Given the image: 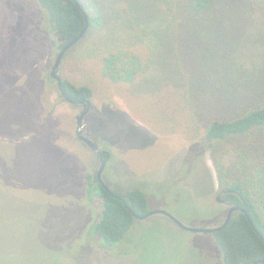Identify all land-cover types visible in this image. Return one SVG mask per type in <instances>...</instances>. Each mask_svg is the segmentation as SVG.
Masks as SVG:
<instances>
[{
	"label": "rangeland",
	"instance_id": "rangeland-1",
	"mask_svg": "<svg viewBox=\"0 0 264 264\" xmlns=\"http://www.w3.org/2000/svg\"><path fill=\"white\" fill-rule=\"evenodd\" d=\"M111 3L121 8V0ZM190 30L197 34L200 26L191 23ZM240 38L239 83L263 77L264 41L242 45ZM95 43L76 45L61 70L63 79L95 91L84 133L111 157L105 183L120 192L143 190L148 212L213 227L227 209L217 201L210 151L152 129L186 117L172 89L184 76L173 71L172 92L139 100L130 87L103 80ZM186 46L190 76L191 64H200L194 47L206 44L199 37ZM58 52L38 0H0V264H223L214 234L182 230L162 214L137 220L117 249L103 248L92 232L98 209L88 192L100 159L77 139L82 108L63 101L51 80Z\"/></svg>",
	"mask_w": 264,
	"mask_h": 264
},
{
	"label": "trees",
	"instance_id": "trees-1",
	"mask_svg": "<svg viewBox=\"0 0 264 264\" xmlns=\"http://www.w3.org/2000/svg\"><path fill=\"white\" fill-rule=\"evenodd\" d=\"M77 1L81 8L75 0H38L49 17L55 48L59 51L80 35L86 14L90 27L80 44L96 41L94 57L100 59L106 83L130 87L139 100L172 89L179 95L178 108L186 117L169 129L153 125V131L205 145L219 194L246 209L263 236L244 213H236L214 234L223 264L264 260V75L239 83V33L242 45L264 41V0H121L120 9L111 0ZM191 23L200 26L198 35L191 33ZM199 37L206 46L194 47L200 64L192 63L194 75L188 76L183 67L186 44ZM173 71L185 80L180 77L171 89ZM63 82L74 98L94 97L90 84ZM88 186L98 209L92 232L103 248L117 249L137 221L129 208L147 214L148 197L140 188L115 190L119 198L114 197L97 175L89 176Z\"/></svg>",
	"mask_w": 264,
	"mask_h": 264
},
{
	"label": "water",
	"instance_id": "water-1",
	"mask_svg": "<svg viewBox=\"0 0 264 264\" xmlns=\"http://www.w3.org/2000/svg\"><path fill=\"white\" fill-rule=\"evenodd\" d=\"M75 2L77 4V6L79 8H81L80 3L77 0H75ZM85 20H86V24H85V27H84L83 31L80 33V35L78 37H76L67 46H65L64 48L59 50V52H58V54H57V56L55 58L53 67H52L51 78L57 82V86H58L59 92H60L61 96L64 98V100L66 102H68L70 104H73V105H77V106H83V111L76 118L77 139L80 142H82L85 145H87L91 149V151H93V153H95L99 157V159H100V167H99V169L97 171V174H96L99 183L111 195H113L114 197L119 198L118 196H116L114 194L115 190L111 189L105 183V181L103 179V175H104V172L106 170L107 164H108V162L111 159L110 155L107 152L102 151L100 149L98 143L93 138L86 137L85 133H84V128H85V124H86V122H85L86 121V117L88 116V114L93 109V102H92L91 99L79 100L77 98H74L73 96H71L69 94V92L65 88L64 82H63L64 79H63L62 70H61L63 61H64L66 55L69 53V51L72 50L76 45H78L83 40V38L85 37V35L87 34V32L89 30V27H90L89 17L86 14H85ZM104 155H106V157H104ZM220 200H221V197L219 196L218 201H220ZM129 210L133 214L134 218L136 220H139V221L140 220L149 219L150 217H152V216H154L156 214H162V215H165L177 227H179L182 230H185V231H188V232H192V233H196V234H200L201 233V234H205V235L206 234H214L216 232H219V231L225 229L231 223L232 217H233V213L235 211H241L242 213H244L248 217V220L251 223V225L254 228V230L260 235L261 238H263V236L258 232L257 228L253 224V222H252L247 210L243 209V208H241L239 206H235V207L231 208V210L229 212V215H228V217L226 218V220H225V222L223 224H221L219 226H214V227H211V228H192V227H189V226L183 224L179 219H177L176 217H174L173 215H171L170 213L165 212V211L148 212L145 215H140V214L136 213L133 210V207H130ZM253 264H264V260L256 261Z\"/></svg>",
	"mask_w": 264,
	"mask_h": 264
},
{
	"label": "flooded vegetation",
	"instance_id": "flooded-vegetation-1",
	"mask_svg": "<svg viewBox=\"0 0 264 264\" xmlns=\"http://www.w3.org/2000/svg\"><path fill=\"white\" fill-rule=\"evenodd\" d=\"M80 107L82 108V111H83V106H80ZM88 148H89V147H88ZM89 149H90V148H89ZM90 150H91V149H90ZM104 157H106V155H104ZM219 196L221 197V200L218 201V198H219V197H218V198H217L218 203H221V204L225 205V208L227 209V211H226V213L224 214V216H223L219 221H217V222L214 224V226H219V225L223 224V223L225 222L226 218L228 217L231 208L235 207V206L232 205L231 203L225 201L222 195H219ZM238 212H241V211H235V212L233 213V217H234V215H235L236 213H238ZM233 217H232V219H233ZM214 226H213V227H214ZM214 234H215V233H214Z\"/></svg>",
	"mask_w": 264,
	"mask_h": 264
}]
</instances>
